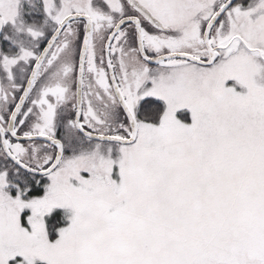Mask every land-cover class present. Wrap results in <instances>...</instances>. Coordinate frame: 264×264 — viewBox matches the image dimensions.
<instances>
[{
  "label": "snow or ice",
  "instance_id": "snow-or-ice-1",
  "mask_svg": "<svg viewBox=\"0 0 264 264\" xmlns=\"http://www.w3.org/2000/svg\"><path fill=\"white\" fill-rule=\"evenodd\" d=\"M0 264H264V0H0Z\"/></svg>",
  "mask_w": 264,
  "mask_h": 264
}]
</instances>
